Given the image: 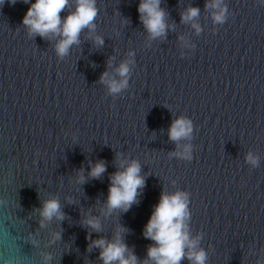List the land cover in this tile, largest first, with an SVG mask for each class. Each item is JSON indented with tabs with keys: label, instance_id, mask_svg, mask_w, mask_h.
I'll return each instance as SVG.
<instances>
[{
	"label": "water",
	"instance_id": "95a60500",
	"mask_svg": "<svg viewBox=\"0 0 264 264\" xmlns=\"http://www.w3.org/2000/svg\"><path fill=\"white\" fill-rule=\"evenodd\" d=\"M138 2L96 0L95 29L63 59L54 39L26 34L29 5L0 6V264H102L92 241L111 240L118 226L142 262L152 207L177 189L189 193V234L206 264H264V6L225 0L226 22L214 26L206 0H161L169 27L150 39ZM188 7L200 9L199 35L181 21ZM127 59V87L109 95L101 74L119 79L114 69ZM178 116L193 126L191 140L179 142L193 145L191 161L170 157ZM117 155L140 162L145 185L138 204L104 215ZM101 160L105 173L88 178ZM53 198L63 218L43 220L41 206ZM89 216L99 231L83 223Z\"/></svg>",
	"mask_w": 264,
	"mask_h": 264
},
{
	"label": "clouds",
	"instance_id": "9594fccd",
	"mask_svg": "<svg viewBox=\"0 0 264 264\" xmlns=\"http://www.w3.org/2000/svg\"><path fill=\"white\" fill-rule=\"evenodd\" d=\"M17 0H8L15 4ZM5 0H0V6ZM29 5L21 24L26 34L31 38L40 36L45 39H54L53 50L59 59L69 53V49L78 44L81 32L84 29H95V19L98 15L96 0H23ZM161 0H139L136 11L140 23L143 25L150 39L163 37L169 27L166 23V13L160 7ZM257 4L264 6V0H257ZM205 9L214 26L223 25L228 16V6L225 0H206ZM67 11L61 17L60 13ZM200 14L197 7H188L181 13V21L188 23L194 33L199 35L201 26L195 22ZM181 47L191 50L194 45L184 37L179 38ZM97 46L103 44L101 37L94 38ZM184 52L180 53L181 57ZM132 53H129L131 56ZM131 59L119 63L114 69L116 77L108 72L101 74L100 82L107 88L109 95L116 96L127 87ZM192 123L185 116H178L169 125L168 137L177 143L178 150L170 153L171 158L191 161L193 145L190 142L179 144L180 141H190L192 138ZM245 162L256 167L259 158L252 152L245 154ZM106 171L104 162L90 163L88 178L99 179ZM82 175L78 176V183L84 182ZM107 195L103 203V214L111 215L113 212H127L133 205L139 203V197L145 185V178L141 174L140 162L136 159L121 158L117 155L116 171L109 176ZM174 183V182H173ZM43 220L53 217L62 219L58 199L45 200L40 209ZM189 193L184 190L166 191L160 193L159 199L153 205L151 213L143 226L142 236L152 243L147 247L145 259L138 261L135 254L124 242V234L128 231L118 226L111 240L104 238L92 241V246L98 248L99 259L102 264H180L187 259L191 264H206V253L198 249L199 237L191 238L188 221L190 220ZM83 223L93 229L100 230V223L95 217H87Z\"/></svg>",
	"mask_w": 264,
	"mask_h": 264
}]
</instances>
